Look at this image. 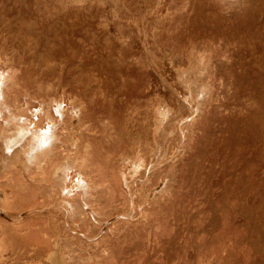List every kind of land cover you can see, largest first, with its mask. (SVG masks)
<instances>
[{
	"label": "rangeland",
	"instance_id": "374dc122",
	"mask_svg": "<svg viewBox=\"0 0 264 264\" xmlns=\"http://www.w3.org/2000/svg\"><path fill=\"white\" fill-rule=\"evenodd\" d=\"M4 82L0 264H264V0H0Z\"/></svg>",
	"mask_w": 264,
	"mask_h": 264
},
{
	"label": "bare ground",
	"instance_id": "6f19581e",
	"mask_svg": "<svg viewBox=\"0 0 264 264\" xmlns=\"http://www.w3.org/2000/svg\"><path fill=\"white\" fill-rule=\"evenodd\" d=\"M4 85H5V82L2 84V85H0V113L2 112V108H5V109H7L8 110V106H7V104H6V102L1 98L2 96H3V87H4ZM50 111V110H49ZM8 112V111H7ZM13 114V113H12ZM46 115L51 119V120H53L52 119V116H51V113L50 112H47L46 113ZM1 116V115H0ZM13 116V115H12ZM15 116V115H14ZM16 117V116H15ZM163 117V116H162ZM16 118H18V120H21V119H19L20 117L18 116V117H16ZM16 118H15V122H16ZM12 120H14V118H11ZM9 121V120H8ZM8 121H7V123H8ZM14 121H13V123H15ZM18 122V121H17ZM10 123V122H9ZM22 123V122H21ZM20 122H18L17 124H16V127H17V129H16V131L18 130L19 131V133L17 134V136H15V138H12V137H9V135H6L5 137V146H6V152L5 151H3L2 152V154H3V156H2V159H7L8 161H9V158L11 157L12 158V161H14L13 159H15V160H19V161H21V162H23L22 164L23 165H25V167L27 166L26 164H30V165H32V166H34L35 165V167H36V165H40V166H42V164L41 163H43L45 160H44V158L46 157V158H48L47 156L53 151V149L55 148V145L58 143V140H59V137L51 130V127L52 126H49L48 127V129H40V130H35V131H32L31 133L28 131V128H29V124L27 125H25V124H21ZM9 125V124H8ZM11 127V126H10ZM53 128V127H52ZM4 129V128H3ZM6 129V128H5ZM7 131V130H6ZM11 132V131H10ZM9 132V133H10ZM14 132V131H13ZM8 133V134H9ZM16 133V132H15ZM3 140V139H2ZM19 140H23V143L21 144V146H19V148H17L16 150L14 149V150H12V148L10 147L11 146V144H13V143H16L17 141H19ZM4 145V144H3ZM4 147V146H3ZM13 151V152H12ZM227 156H229V155H227ZM234 158H237V157H234ZM2 161H4V160H2ZM7 161V162H8ZM13 166V165H12ZM43 167V166H42ZM65 167V164H62V165H59L58 166V168H57V170H56V175L55 176H57V173H59L58 171L59 170H62V169H65L64 168ZM27 168H29L28 166H27ZM27 168H25V169H27ZM32 168H34V167H30V169H32ZM63 172V171H62ZM137 172V171H136ZM149 173V172H148ZM64 174V173H63ZM59 175H61V173L59 174ZM58 175V176H59ZM148 175V174H147ZM57 176V177H58ZM65 176V175H64ZM59 178V177H58ZM81 181H83L84 182V180L82 179ZM127 182V181H126ZM82 183V182H81ZM84 185H86L85 187H87L88 188V185L87 184H84ZM161 186V185H160ZM83 187V186H82ZM163 187V186H162ZM160 188V187H159ZM84 190H85V188H84ZM153 190H155V189H153ZM157 190H159V189H157ZM156 190V191H157ZM153 192V191H152ZM151 192V193H152ZM155 192V191H154ZM150 193V194H151ZM155 195V194H154ZM153 195V196H154ZM152 196V195H151ZM152 196V197H153ZM1 205L2 206H4V204L3 203H1ZM8 206V205H7ZM7 206H5L6 208H7ZM82 211V210H81ZM83 212V211H82ZM11 218V217H10ZM1 228L2 227H0V232H1ZM3 233V232H2ZM229 248H230V246L229 245H227ZM222 247H225V246H222ZM212 248V247H211ZM210 248V249H211ZM217 248V247H216ZM216 248H214V249H216ZM213 249V248H212ZM211 249V250H212ZM224 249V248H223ZM231 249V248H230ZM205 250V249H204ZM220 250H222V249H220ZM219 250V251H220ZM227 250V249H226ZM37 252L40 256L42 255V253L44 252V248L42 249V250H34V252ZM207 251V250H206ZM213 251H215V250H212V252ZM229 251V250H228ZM227 251V252H228ZM232 251V250H231ZM211 252V251H210ZM209 252V253H210ZM221 252V251H220ZM242 252V251H241ZM36 253V255H38ZM200 253V252H199ZM231 253V252H230ZM243 253V252H242ZM228 254V253H227ZM29 256L31 255V254H28ZM35 254L34 255H32V256H36ZM52 255V260H56V262H54L55 264H59L58 262H57V260L59 259H57V257H59L58 255V253L56 252H54V253H52L51 254ZM206 255V254H205ZM211 255H212V253H211ZM216 255H218V254H216ZM222 255V254H221ZM220 255V256H221ZM229 255L230 254H228V256L227 257H229ZM241 255H243V254H241ZM240 255V256H241ZM207 256H209V255H207ZM223 256V255H222ZM244 256V255H243ZM203 257H205V256H203ZM234 257H236V256H234ZM237 258H239V257H237ZM244 258L245 257H243V260H244ZM218 259V258H217ZM221 259V258H220ZM235 259V258H234ZM250 259V258H249ZM223 260H225V259H223ZM240 260H242V258H240ZM239 259L237 260V263H238V261H240ZM197 261V260H196ZM60 262V261H59ZM234 262H235V260H234ZM245 262H246V260H245ZM197 264H198V261L196 262ZM218 263V262H217ZM223 263H224V261H223ZM232 263H233V261H232ZM236 263V262H235ZM240 264H242L241 263V261L239 262ZM250 263V262H249ZM228 264H229V262H228Z\"/></svg>",
	"mask_w": 264,
	"mask_h": 264
}]
</instances>
